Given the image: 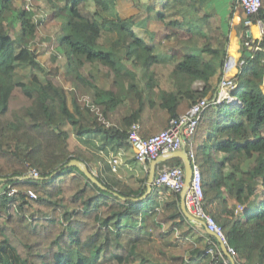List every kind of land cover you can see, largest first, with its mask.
Listing matches in <instances>:
<instances>
[{"label":"trees","instance_id":"16d2710c","mask_svg":"<svg viewBox=\"0 0 264 264\" xmlns=\"http://www.w3.org/2000/svg\"><path fill=\"white\" fill-rule=\"evenodd\" d=\"M41 1L40 22L50 32L45 36L17 0H0V264H210L208 233L187 218L181 193L153 184L142 198L148 177L134 188L106 157L130 145L132 123L149 138L204 98L208 106L197 123L193 152L205 209L238 261L264 264V34L260 48L247 54L242 24L231 92L239 103L214 100L230 58L238 1L224 20L200 0H133L147 11L146 21L155 14L167 38L178 43L168 46L140 36L136 15L122 16L118 0H93L91 18L79 8L87 0ZM256 17L264 20V0ZM52 38L58 42L53 58L66 59L75 87L83 89L72 108L59 67L39 58V43ZM128 100L137 105L118 118ZM68 124L81 141L73 148ZM101 149L107 154L94 172ZM73 159L86 164L101 185L67 165ZM176 164H182L180 157L158 166ZM172 235L190 240L188 256L168 253L169 261H160L143 254L142 247L156 242L171 246Z\"/></svg>","mask_w":264,"mask_h":264},{"label":"built area","instance_id":"2783aa9c","mask_svg":"<svg viewBox=\"0 0 264 264\" xmlns=\"http://www.w3.org/2000/svg\"><path fill=\"white\" fill-rule=\"evenodd\" d=\"M237 1L244 12L242 24H244L247 36L244 45L247 47V50L260 48L259 40L264 34V20L256 17V15L260 10L261 0ZM233 62V58L230 56L227 67L234 66ZM236 87L237 83L233 79V76L226 73L221 81L220 92L214 100L218 103L224 100L230 104L239 103L236 96L231 93ZM207 106L208 100L206 98L198 101L185 114L172 118L167 128L149 138L142 135L140 124L134 122L129 127L128 140L135 149V159L141 163L155 160L161 155H168L186 146L192 163V178L189 191L186 195V206L194 216L205 223L203 228L205 233H208V242L211 243L208 249V254L211 256L210 264H232L230 257L222 250V242L226 244L228 253L236 260L237 264H260L259 262L247 263L244 260L238 261L236 249L228 244L223 229L205 209L202 188L203 175L199 164L195 161L193 136L201 114ZM92 108H95V105ZM96 112L100 119H103L107 124H111V121L104 116L100 109L96 108ZM110 156L109 163L112 170L117 172L121 160L114 154H110ZM32 175L38 177L39 172L34 170L32 171ZM185 177V167L183 164L164 165L156 167L154 183L158 186H166L170 191L181 192L185 185ZM238 207L242 208V206ZM209 231L214 234L209 233ZM211 236L215 237L216 241L211 240Z\"/></svg>","mask_w":264,"mask_h":264},{"label":"crops","instance_id":"0c3cea01","mask_svg":"<svg viewBox=\"0 0 264 264\" xmlns=\"http://www.w3.org/2000/svg\"><path fill=\"white\" fill-rule=\"evenodd\" d=\"M131 3H125L124 1L122 3L128 5L127 7L131 9V12L128 14H123L122 9H120L121 3H117V10L120 12L122 16H130V15H136V20L137 24L134 27L135 31L142 37L148 39V40H155L156 42H159L161 46L165 45H171L173 42L178 44L176 41H170L167 36L165 35V28L163 23L157 18L155 14H152L148 21H146V17L148 16L147 11L144 9H140L138 7V4L133 1V0H128ZM234 0H200L201 6L207 10V11H217L219 12L224 20L228 19V16L230 15V11L232 8V3ZM88 17V16H87ZM92 17V15H91ZM89 17V18H91ZM243 18H244V12L242 8L238 5L235 7V16L231 22L232 25V34L230 33V42H229V51L228 54L233 58V63L237 62L241 55V50H240V39L242 37V23H243ZM226 22V21H225ZM227 26V24H226ZM44 27L43 24H41L40 28ZM47 31V29L45 28ZM42 31V28H41ZM50 33L49 31L47 33H43V36L47 35ZM51 43L58 44V42L52 38ZM40 44V45H39ZM39 45V51L38 54L40 56V51L41 47L43 45V42H40ZM56 47V46H55ZM165 55V54H164ZM237 66L234 65L233 67H226L225 74L227 73L228 75L234 76L235 73L237 72ZM231 70V74L230 73ZM163 73L167 74L168 70H161ZM85 71L84 73H86ZM229 72V73H228ZM74 87V91H77L78 88ZM74 93V92H73ZM73 99V97H72ZM137 105V100H128L126 103L122 104L119 107L117 117L121 118L122 116H126L130 113L132 110L133 106ZM101 140V139H100ZM78 142V141H77ZM103 140H101V143ZM100 144V143H99ZM101 145V144H100ZM110 148V146H108ZM102 150V149H101ZM117 151L116 153L119 154V158H121V164L118 167L117 170V175L127 181L129 184H131L134 188H138L141 185V180L146 177V174L149 173L150 167H151V162L152 161H147L146 163H141L138 162L135 159V149L134 147L130 144L129 146H120L116 147L114 149ZM112 153L111 155H113ZM111 157V156H110ZM178 157V156H174ZM172 158V157H171ZM181 158V157H180ZM170 159V158H168ZM166 159V160H168ZM109 160V159H108ZM163 160V161H166ZM161 161V162H163ZM174 161V160H172ZM159 162V164L161 163ZM182 164L184 163L183 159L181 158ZM101 167V165H100ZM196 232H199L198 230Z\"/></svg>","mask_w":264,"mask_h":264},{"label":"rangeland","instance_id":"374dc122","mask_svg":"<svg viewBox=\"0 0 264 264\" xmlns=\"http://www.w3.org/2000/svg\"><path fill=\"white\" fill-rule=\"evenodd\" d=\"M123 1L125 3H131V2L128 1V0H118V2L121 3L120 9H122L121 10L122 13L123 14H128V13L131 12V9L127 7L128 5L122 3ZM17 4L23 5L30 12V14L35 18V20L38 23H40V26H41L40 20L42 19V12H43V7H44V3L41 0H17ZM79 8H80V11L85 16L91 17L92 12L95 10V3H94L93 0H87L85 2H82L80 4ZM41 28H42L43 33H47L48 32V30L46 31L44 27H41ZM230 33L232 34V31ZM56 45L57 44H55V43H49V44H47V46L43 45L41 47L39 58L42 60V62H44L47 65H54V66H58L59 67L60 78H61V81H62L66 91H67L69 105L72 108L73 107V104H72L73 99H72V97H74L75 95L77 97L79 95H81L83 93V89L80 88L77 91H74V87L73 86H75V85H74L73 80H72V75L68 72V67L66 65V59L64 57H61V56L57 60H55L53 58V56H54V48H55ZM165 49L166 48H163L162 50H165ZM131 66L134 69H136L139 74H142L143 71L139 67H135L133 65H131ZM230 67H233V66H230ZM82 71L83 72L87 71V68L86 69H82ZM79 100L82 103L86 102L85 99H83V96ZM65 128L70 133V138H69L70 146L73 148L75 145H79L81 143V141H79L73 135L71 125L68 124V125H66ZM100 139L102 140V138H100L99 136H96V142L101 144V140ZM110 151H111L110 154L114 153L115 156L119 157V154L116 153L117 151H115V150L114 151L110 150ZM98 152L99 153H98L97 161H96V164H94V172L99 171V166L102 165V162L105 160V156L104 155L107 154L103 150L98 151ZM109 155L107 154L106 157H108L110 159ZM148 175H149V173L146 174L147 177H148ZM194 230L197 231L196 229H194ZM170 240H173L174 244H172L169 247L163 245L162 242H160L159 244L156 242V243L150 244L149 246L142 247L141 250H142L143 254L146 255L150 260L169 261L170 258L168 257V253H173V254H182L183 253L186 256H188V253H189L188 249L190 247L189 246L190 245V243H189L190 240L189 239L186 240L185 238H182V237H179L177 239L176 235H172Z\"/></svg>","mask_w":264,"mask_h":264},{"label":"water","instance_id":"95a60500","mask_svg":"<svg viewBox=\"0 0 264 264\" xmlns=\"http://www.w3.org/2000/svg\"><path fill=\"white\" fill-rule=\"evenodd\" d=\"M247 54H251V52L248 50ZM174 156H178L181 157L184 161L183 165L185 167V185L183 190L180 192L181 193V207L185 213V215L187 216V218L191 221H193L196 225H202L205 226V223L203 222V220L197 218L196 216H194L187 208L186 206V195L189 191L190 188V184H191V178H192V163L190 160V157L188 155L187 152V148L186 146H184L182 149L180 150H176L173 151L172 153L168 154V155H162L160 157H158L155 160H152L151 162V167H150V171H149V175H148V180H147V191L145 192V194L142 196L145 197L148 195V193L151 191L152 189V184L155 178V171H156V166L159 162L166 160L168 158L174 157ZM67 165L69 166H78L83 172H85L87 174V176H89L94 182L98 183L99 185H101V183L98 181V179L96 178V176L94 175L93 172H91L88 167L86 166V164H84L83 162L77 160V159H73L71 160ZM209 233L214 234L213 232L209 231ZM221 247L222 250L226 253L227 256L230 257L232 264H236L234 258H232L230 256V254L227 251L226 248V244L224 242L221 243Z\"/></svg>","mask_w":264,"mask_h":264},{"label":"bare ground","instance_id":"6f19581e","mask_svg":"<svg viewBox=\"0 0 264 264\" xmlns=\"http://www.w3.org/2000/svg\"><path fill=\"white\" fill-rule=\"evenodd\" d=\"M226 67H227V66H226ZM161 156H162V155H161ZM159 157H160V156H159ZM189 157H190V156H189ZM190 160H191V158H190ZM158 165H159V163L157 164L156 167H159ZM163 166H164V165H163ZM154 182H155V178H154L153 184H155ZM153 184H152V185H153ZM155 185H156V184H155ZM157 186H158V185H157ZM223 252H224V251H223ZM224 253H225V252H224ZM225 254H226V253H225ZM234 260H235V259H234ZM231 262H232V261H231ZM235 262H236V260H235ZM236 264H237V263H236Z\"/></svg>","mask_w":264,"mask_h":264}]
</instances>
